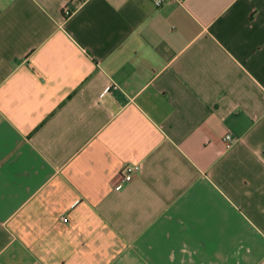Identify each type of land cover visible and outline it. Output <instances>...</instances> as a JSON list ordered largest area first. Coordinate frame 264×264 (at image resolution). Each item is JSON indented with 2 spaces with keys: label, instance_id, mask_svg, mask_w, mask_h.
Wrapping results in <instances>:
<instances>
[{
  "label": "crops",
  "instance_id": "obj_1",
  "mask_svg": "<svg viewBox=\"0 0 264 264\" xmlns=\"http://www.w3.org/2000/svg\"><path fill=\"white\" fill-rule=\"evenodd\" d=\"M0 264H264V0H0Z\"/></svg>",
  "mask_w": 264,
  "mask_h": 264
},
{
  "label": "built area",
  "instance_id": "obj_2",
  "mask_svg": "<svg viewBox=\"0 0 264 264\" xmlns=\"http://www.w3.org/2000/svg\"><path fill=\"white\" fill-rule=\"evenodd\" d=\"M151 1L153 2V4L156 7L159 8V7L163 6L167 2H171V1H173V2L174 1L182 2L184 0H151ZM63 11H64V14L66 16H70L72 14V12H73L72 9L69 7V5L65 6ZM225 139H226V141H232V139H233L232 138V134H228ZM140 170H141V167L137 166V165H135V166H127L124 169V171L122 172V174L119 176V178L116 180V183H115L116 187H120L123 182H130L132 180V178H133V173L135 171H140ZM63 222L67 223L68 219L67 218H63Z\"/></svg>",
  "mask_w": 264,
  "mask_h": 264
}]
</instances>
